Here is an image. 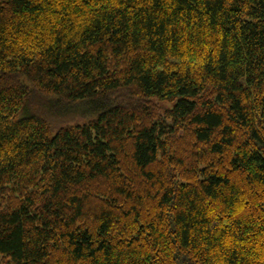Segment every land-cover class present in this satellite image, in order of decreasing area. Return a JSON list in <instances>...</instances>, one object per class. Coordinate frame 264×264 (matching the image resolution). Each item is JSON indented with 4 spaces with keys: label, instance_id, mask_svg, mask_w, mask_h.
Wrapping results in <instances>:
<instances>
[{
    "label": "trees",
    "instance_id": "1",
    "mask_svg": "<svg viewBox=\"0 0 264 264\" xmlns=\"http://www.w3.org/2000/svg\"><path fill=\"white\" fill-rule=\"evenodd\" d=\"M0 264H264V0H0Z\"/></svg>",
    "mask_w": 264,
    "mask_h": 264
}]
</instances>
